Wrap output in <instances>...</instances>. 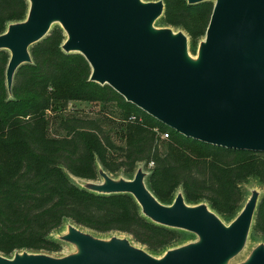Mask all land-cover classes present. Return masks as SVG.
Masks as SVG:
<instances>
[{
    "label": "water",
    "instance_id": "1",
    "mask_svg": "<svg viewBox=\"0 0 264 264\" xmlns=\"http://www.w3.org/2000/svg\"><path fill=\"white\" fill-rule=\"evenodd\" d=\"M213 1L197 57L184 30L158 27L163 0H28L25 20L9 23L0 50L10 59L6 83L12 91L20 66L33 62L30 48L54 24L64 30L65 52L83 54L90 80L108 84L127 101L182 135L228 149L264 153V0ZM83 188L99 194L129 193L153 222L197 236L162 256L129 236L102 238L70 221L61 241L76 250L57 257L45 252L0 253V264H232L245 248L260 192L252 190L239 214L226 223L207 202L189 204L179 190L161 202L138 168L133 178L112 177ZM235 264H264V242Z\"/></svg>",
    "mask_w": 264,
    "mask_h": 264
},
{
    "label": "trees",
    "instance_id": "2",
    "mask_svg": "<svg viewBox=\"0 0 264 264\" xmlns=\"http://www.w3.org/2000/svg\"><path fill=\"white\" fill-rule=\"evenodd\" d=\"M163 1L159 20L193 40L205 37L213 1ZM28 9V0H0V34L9 23L25 20ZM65 39L56 25L32 45L33 62L18 68L11 93L10 53L0 50V253H58L63 242L53 233L68 220L98 233H126L153 255L180 241L187 231L153 222L131 194H99L70 177L95 180L99 164L107 172L129 174L139 163L153 162L148 185L161 202L171 204L181 189L189 204L207 202L223 220L235 218L246 198L241 183L251 177L264 183V153L207 144L166 126L110 85L90 80L89 61L79 52H65ZM71 101L104 103L119 117L67 113ZM49 111L58 119L57 136L49 131ZM107 125L124 145L116 144ZM159 132L168 139L161 140ZM252 228L264 235V195Z\"/></svg>",
    "mask_w": 264,
    "mask_h": 264
},
{
    "label": "rangeland",
    "instance_id": "3",
    "mask_svg": "<svg viewBox=\"0 0 264 264\" xmlns=\"http://www.w3.org/2000/svg\"><path fill=\"white\" fill-rule=\"evenodd\" d=\"M56 25H59V24H54L53 27L56 26ZM155 25L158 26V27H172L175 31L183 30L182 28L176 27V26H174L172 24H168V23L162 22L161 20H158ZM186 34L188 35V38H189V52L191 53L192 56L197 57L198 51H199V46H200V41L204 37L200 38L199 40H193L192 37L187 32H186ZM115 110H116L115 107L108 106L107 104L96 103V102H88V101H71V102H69V104H68V106L66 108V112L67 113L88 114V115L96 116V117H98L99 114L104 115V114L107 113V114L113 115L115 118H118L119 117L118 112L115 111ZM48 117L50 119V125H49L50 134L53 135V136H57L61 132L60 129L58 128V119H53L54 114L52 112H50V111L48 112ZM53 120L56 121V122H53ZM107 127L111 131L113 139L116 142V144L119 145V146L124 145L125 144L124 140L117 134L116 130L110 125H107ZM158 134H159L161 140L166 141L168 139V138L165 137V133L162 134V133L159 132ZM261 157H264V154H261ZM101 167L102 166L99 164V168H101ZM140 167L143 168V170L148 173V175L146 177V183L148 185V177H149L151 166L150 165L146 166L144 163H139L133 173H129L128 174V173L124 172L123 170H121V171H119L117 173H110V172H108V173L114 178H119V177L133 178L135 173H136V171ZM98 174H99V172H98ZM70 177L80 187L86 185V183L91 182V181H94V182L103 181V178L100 175H98V178L95 179V180H88V179L79 178V177L73 176L72 174H70ZM241 185H242L243 191L245 193V197H246L245 198V202L250 197V195L252 193V190H254V189H256V190H258L260 192L259 201L261 200V198L264 195V183H262L258 178L251 177L248 180L242 182ZM245 202H244V204H245ZM232 220H224V221L226 223H230ZM69 223H70L69 220L66 221L64 223V225L59 230H57V231H55L53 233V237L61 240L60 237L67 231ZM79 227H81L85 231H89V232L93 233L94 235H96L98 237H102V238H109V237H111L113 235L129 236L130 238H132L130 235H128L126 233H123V232H119V231H111V232H108V233H98V232H95V231H93L91 229L85 228V227L80 226V225H79ZM196 239H197V236L194 233H191V232H188V231L184 232L182 234V237L180 238V241L175 243L174 246L171 247V248H175V247L184 245V244L192 242V241H194ZM132 241H133L134 244H136L138 246H141V247H144L146 249V247L144 245L136 242L133 239H132ZM262 242H264V235L263 234H259V233H255L253 231V228H252L244 250L234 260H232V264H235V263H238V262L244 260L250 254L252 249L255 246H257L259 243H262ZM75 250H76V247L73 244L68 243V242H63L61 251H59L58 253H55V254H51V255L57 256V257H62V256H66V255L74 252ZM166 251L167 250H165V251L163 250L160 253L154 254V255L157 256V257H160Z\"/></svg>",
    "mask_w": 264,
    "mask_h": 264
},
{
    "label": "built area",
    "instance_id": "4",
    "mask_svg": "<svg viewBox=\"0 0 264 264\" xmlns=\"http://www.w3.org/2000/svg\"><path fill=\"white\" fill-rule=\"evenodd\" d=\"M135 119V117H130L129 120L130 121H133ZM165 137L168 138L169 137V134L168 133H165ZM153 165V162L150 163V166Z\"/></svg>",
    "mask_w": 264,
    "mask_h": 264
}]
</instances>
